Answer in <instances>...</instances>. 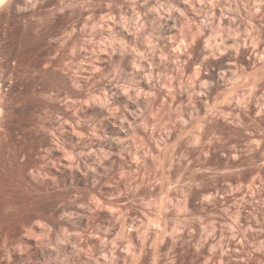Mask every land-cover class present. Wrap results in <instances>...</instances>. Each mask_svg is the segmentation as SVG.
Instances as JSON below:
<instances>
[{"label": "rangeland", "instance_id": "1", "mask_svg": "<svg viewBox=\"0 0 264 264\" xmlns=\"http://www.w3.org/2000/svg\"><path fill=\"white\" fill-rule=\"evenodd\" d=\"M135 2L0 3V264H264V31L213 47V87L184 91L129 50L151 33L170 54L183 22Z\"/></svg>", "mask_w": 264, "mask_h": 264}, {"label": "clouds", "instance_id": "2", "mask_svg": "<svg viewBox=\"0 0 264 264\" xmlns=\"http://www.w3.org/2000/svg\"><path fill=\"white\" fill-rule=\"evenodd\" d=\"M143 3L145 6H147L149 0H143ZM179 3L186 4L188 6L187 9L180 8L178 6ZM261 3H264V0H261ZM35 6V4L32 5V7ZM73 6L74 5H66V7ZM81 6L83 7V5ZM111 6L112 5L110 4L109 7ZM129 7L133 10V18H136L137 13L135 12V0H129ZM216 8L221 9L220 19L225 18V13L235 14L234 18L231 16L227 17L232 24H235L234 29L221 28L219 24H214L213 21L216 18L213 15V10ZM189 9L193 10L195 13V19H189V16L186 14ZM160 11H166L169 16H171L172 13H175V18L177 21L183 22V27L181 28L182 38L180 40V46L176 49H170V54L166 55L161 49L157 47V44L155 43V41L161 39V37L152 35L150 33L149 36L151 38H149V36H145L143 38L138 37L137 40H134L133 46L129 50L140 59L147 60L151 67H162L163 71L161 73V77L166 78L170 83L172 81H180V86L184 91H188L189 88H194L197 86L203 87L205 89H211L213 87V82L211 80H199L200 74L202 71H204L207 61L210 59L219 60L220 57L225 56L228 51L226 47L223 51L214 54L212 51L213 47L224 44V42L230 38H244L246 35L264 31V22L260 23L259 29L255 26H249L250 21L255 16H257V14H260V20L264 21V13H261L260 6L257 3H254L253 0H224L223 4H221V0H195V2H193V0H177V4H160L157 0V4L154 7L147 8V12H155L158 17L160 15ZM242 11L244 15H241ZM85 26L87 27V23ZM242 26L243 32H241ZM133 27L134 32L132 35L136 36L137 33L142 32L144 25L141 23L139 24V27H136L134 24ZM205 31H208L210 34L204 38L203 48L201 50V58L199 59L196 71L190 76H185L184 66L187 64V60L182 59V56H187L189 59L191 58L190 50L195 44L197 38L205 36ZM67 35L70 37L71 33H68ZM164 39H167L169 42H171L172 38L164 37ZM88 42L90 43V41ZM137 44L139 47L144 49L143 52L138 50ZM125 47H127V45H125ZM239 47V45H236L232 49L237 55H239ZM181 48H183V52H181ZM73 52H75V48H73ZM157 55L158 59L153 61V56ZM232 58L234 59V57ZM259 59L264 61V54H261ZM81 63H83V61H81ZM227 71H230V69ZM225 76V70L217 73V86H219L220 82H224L225 85L227 84ZM74 87L79 89L80 84L75 83ZM139 95L140 93L137 91V96ZM148 95L151 96L152 94L149 93ZM168 95H171V91H169ZM193 95L199 96L201 93L191 92L188 96L187 105H185V107L192 106L194 110L192 100ZM129 99H134V97L130 96ZM45 166L46 165H41V168ZM43 178L46 177H42V179ZM36 223H39V221H36ZM41 226L46 227L45 225Z\"/></svg>", "mask_w": 264, "mask_h": 264}, {"label": "bare ground", "instance_id": "3", "mask_svg": "<svg viewBox=\"0 0 264 264\" xmlns=\"http://www.w3.org/2000/svg\"><path fill=\"white\" fill-rule=\"evenodd\" d=\"M5 0H0V3H3ZM0 91H1V82H0ZM1 111V110H0Z\"/></svg>", "mask_w": 264, "mask_h": 264}]
</instances>
